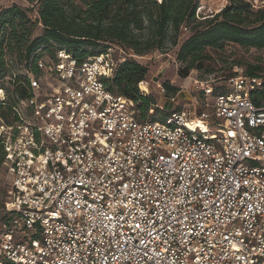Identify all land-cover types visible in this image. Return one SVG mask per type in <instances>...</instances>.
Listing matches in <instances>:
<instances>
[{
	"label": "built area",
	"instance_id": "2783aa9c",
	"mask_svg": "<svg viewBox=\"0 0 264 264\" xmlns=\"http://www.w3.org/2000/svg\"><path fill=\"white\" fill-rule=\"evenodd\" d=\"M209 1L196 18L217 12ZM125 57L39 59L0 118V264H264L263 77L235 66L224 86L195 80L210 111L140 121L103 82Z\"/></svg>",
	"mask_w": 264,
	"mask_h": 264
},
{
	"label": "trees",
	"instance_id": "16d2710c",
	"mask_svg": "<svg viewBox=\"0 0 264 264\" xmlns=\"http://www.w3.org/2000/svg\"><path fill=\"white\" fill-rule=\"evenodd\" d=\"M34 2L31 9L17 5L0 10V89L7 96L0 105V118L11 122V106L18 99L28 97L29 77L37 78L39 59L54 60L63 51L81 63L88 57L103 55L110 47L131 51L135 56L162 50L167 43L176 46L183 28L200 21L201 29L182 42L179 57L188 68L206 72L214 61L208 50H221L224 45L243 49L264 48V9L252 10L244 0H227L212 17L198 19L195 9L198 0H27ZM35 10L33 11L32 9ZM35 13L32 20L29 13ZM37 26L41 34L33 36ZM102 45L101 50H97ZM91 48L90 50L88 48ZM19 64L24 74L17 75ZM259 63L246 65L247 76H259ZM147 68L132 57L119 63L114 77L104 79L106 89L138 105L135 109L140 121L145 120L150 106L149 97L141 95L138 84L144 81ZM14 87L6 92L3 83ZM168 93L176 88L164 84ZM259 102L264 88L252 93ZM150 120V119H148ZM153 121V120H151ZM4 159L0 143V168Z\"/></svg>",
	"mask_w": 264,
	"mask_h": 264
},
{
	"label": "rangeland",
	"instance_id": "374dc122",
	"mask_svg": "<svg viewBox=\"0 0 264 264\" xmlns=\"http://www.w3.org/2000/svg\"><path fill=\"white\" fill-rule=\"evenodd\" d=\"M12 5H17L27 11L31 9L32 5L36 8L34 2L30 3L27 0H0V10ZM206 5L213 10L228 6L227 2L224 3L218 0H211ZM35 8L32 10L34 11ZM29 14L32 20H35L36 14L34 12ZM199 23L200 21L191 22L186 29L183 28L176 46L167 43L160 51L156 50L138 57L131 51L123 50L126 55L125 58L132 57L147 68V74L143 81L145 82L143 87L146 88V91L140 90V83L137 86L139 93L150 99V106L145 119L164 122L168 116L175 112H189L197 116L205 110L210 111L209 106L212 98H205L198 89H194V81H210L213 87L224 86L226 79L233 74V67L235 66L245 69L248 64L254 65V63H259L263 69L260 75L264 81V62L261 57V51L257 49H243L233 44L224 45L221 50H208L209 55L214 60L208 68L211 70L209 73L206 72L205 67L201 70L189 69V58L183 61L179 57V48L182 42L187 40L192 33L201 29ZM40 34L41 28L37 26L33 32V36ZM88 49L90 50L91 48L89 47ZM101 49L102 45L97 48V50ZM119 56L120 51L113 50V58L120 59ZM15 70L17 75L22 76L24 74V70L19 64L15 66ZM164 84L176 88V92L168 93L164 89ZM3 86L7 93L14 89L6 81L3 83ZM217 91L218 89H214V92ZM133 105L137 109L138 105ZM10 197L11 188L5 179L3 169L0 168V208ZM1 213L3 212L0 211V216H2Z\"/></svg>",
	"mask_w": 264,
	"mask_h": 264
},
{
	"label": "bare ground",
	"instance_id": "6f19581e",
	"mask_svg": "<svg viewBox=\"0 0 264 264\" xmlns=\"http://www.w3.org/2000/svg\"><path fill=\"white\" fill-rule=\"evenodd\" d=\"M143 85H145L144 82L140 84V89H141L142 91H146V88H144ZM193 124L196 125L197 128L205 129L204 125H202V124L199 123V122H194ZM194 125H192L191 128H193Z\"/></svg>",
	"mask_w": 264,
	"mask_h": 264
},
{
	"label": "snow or ice",
	"instance_id": "6c2138e0",
	"mask_svg": "<svg viewBox=\"0 0 264 264\" xmlns=\"http://www.w3.org/2000/svg\"><path fill=\"white\" fill-rule=\"evenodd\" d=\"M125 187H127V185H125ZM136 227H139V225H136Z\"/></svg>",
	"mask_w": 264,
	"mask_h": 264
}]
</instances>
